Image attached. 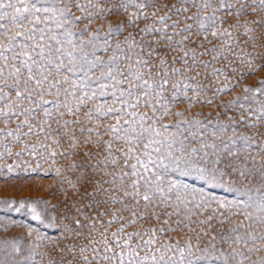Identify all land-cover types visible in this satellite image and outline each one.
I'll use <instances>...</instances> for the list:
<instances>
[{
    "label": "rangeland",
    "instance_id": "374dc122",
    "mask_svg": "<svg viewBox=\"0 0 264 264\" xmlns=\"http://www.w3.org/2000/svg\"><path fill=\"white\" fill-rule=\"evenodd\" d=\"M0 264H264V0H0Z\"/></svg>",
    "mask_w": 264,
    "mask_h": 264
}]
</instances>
